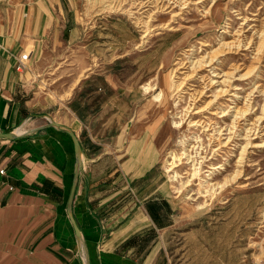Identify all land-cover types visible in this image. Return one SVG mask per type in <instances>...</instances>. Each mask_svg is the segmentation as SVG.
Returning <instances> with one entry per match:
<instances>
[{"label": "rangeland", "instance_id": "1", "mask_svg": "<svg viewBox=\"0 0 264 264\" xmlns=\"http://www.w3.org/2000/svg\"><path fill=\"white\" fill-rule=\"evenodd\" d=\"M2 1L24 5L31 0ZM177 1L57 0L53 3L55 12L60 9L48 37L51 62L43 87L54 93L78 88V96L83 93L91 97L93 119L90 123L85 120L79 132L82 137L84 133L93 137L100 150L114 151L115 168L128 159L129 153L138 154L136 159L144 161L147 148H154L156 156L150 158L155 163L153 183L163 184L162 192L174 200L177 210L173 263L180 264L185 256H192L186 253L188 245L194 246V252L196 247H206L216 254L221 241L218 210L231 206L241 210L242 221H252V236L242 241L243 251L248 253L246 261L264 264V0H188L187 7ZM224 40H234L235 48L220 54L223 67L232 70L240 64L239 77L244 76L235 81L239 84L238 98L234 101L226 95L220 101L224 109L234 106L233 110L244 112L239 117L237 140L216 151L220 141L228 139L233 116L215 117L209 113L211 109L204 113L214 119L213 126L223 128L222 137L227 138L200 127L189 129L190 122L199 118L192 112L205 106L212 96L209 92L202 100L195 97L203 79L200 75L195 78L182 62L190 56L191 47H195L193 57L198 58ZM78 63L81 68L75 73ZM248 106L252 109L245 112ZM249 127L255 133L247 145L244 136ZM59 133L51 128L44 135L55 137ZM184 148L189 149L196 166L202 156L203 162L207 160L205 169L223 164V168L213 169L214 184L208 191L201 185L206 173L201 169L194 176V161L183 155ZM172 153L182 155L175 168L180 173L178 179L173 178ZM104 166L105 161H101L98 170ZM114 176V187L126 184L122 175ZM123 195L115 194L114 199ZM92 197L106 196L98 191ZM115 209L121 214V209ZM116 220L103 231L101 247L105 249L120 232L115 228L120 226ZM192 227L196 238L191 236ZM200 255L193 254V258Z\"/></svg>", "mask_w": 264, "mask_h": 264}, {"label": "crops", "instance_id": "2", "mask_svg": "<svg viewBox=\"0 0 264 264\" xmlns=\"http://www.w3.org/2000/svg\"><path fill=\"white\" fill-rule=\"evenodd\" d=\"M56 2H0V131L28 129L49 117L75 130L84 148V163L74 214L87 238L92 264H175L172 240L177 210L174 200L162 192L163 184L153 183L154 148H147L144 161L129 153L115 168L114 151L100 150L93 137L79 132L85 120L93 119L91 97L78 96V88L54 93L43 87L51 62L48 37L60 9L55 12ZM24 52L30 53V60L19 70L17 59ZM80 68L78 63L75 73ZM50 129L30 137L0 139V264H85L66 209L67 184L75 164L73 141L57 128L53 129L59 134L46 137ZM101 161L105 166L98 170ZM115 174L122 175L126 184L114 187ZM98 191L106 197L93 199ZM120 192L124 195L115 200ZM116 207L121 214L115 213ZM240 214L237 207L219 209L216 221L221 241L216 254L206 247H196L194 252V246L188 245L186 253L192 256H185L180 264H249L242 241L252 236V221H242ZM115 220L120 232L105 249L101 247L103 231ZM191 229L196 238L195 227Z\"/></svg>", "mask_w": 264, "mask_h": 264}, {"label": "bare ground", "instance_id": "3", "mask_svg": "<svg viewBox=\"0 0 264 264\" xmlns=\"http://www.w3.org/2000/svg\"><path fill=\"white\" fill-rule=\"evenodd\" d=\"M178 4H181L183 7H187L189 4L188 0H179L177 1ZM224 32V30L222 31ZM250 43V42H249ZM195 47H191V54L188 57V59L184 62H182L183 67H189L191 69V73H194L195 78L199 75L201 79H203V87L201 90L196 91L195 97L199 100H202V98L205 96H208L209 92H211L212 98L207 102V104L203 107L196 108L195 111L192 112L191 107L188 111L192 112L193 116L198 115L199 118H195L190 122L189 129L192 130L193 128L203 129V131H212V135L218 133L221 138H227V137H222L224 134L223 128H217L216 126H213L212 122V117L204 116V113H206L207 110L211 109L212 116L214 115L215 117H227L229 115L233 116L232 117V124L230 126V131L228 133V139L225 142L220 141L219 147L215 149L216 151H222L225 146L230 144L232 141L237 140V135L239 136L238 132V123H239V117H242L241 114H243L242 110L239 111L233 110L232 107L230 106L227 109L223 108L222 100L224 96L230 95L233 97L234 101L235 99L238 98L239 96V84L236 83L235 81L240 80L241 77L244 75L241 74L239 77V71H240V64H236L232 70H225L223 67V58L220 56L221 53L229 51L233 48H235V41L234 40H224L220 42V45L213 49L211 52L209 51L208 53L201 55L200 57L196 58L193 57L195 54ZM207 50V48H206ZM208 71L207 75L205 76L203 71ZM194 78V77H193ZM196 81V79H195ZM238 82V81H237ZM157 96V95H156ZM159 97V96H158ZM216 104H219L217 107L215 106ZM252 108L247 107L245 112L250 111ZM242 112V113H241ZM262 118V117H261ZM223 119V118H222ZM214 120V119H213ZM253 127V126H251ZM228 129V128H227ZM25 129H19V131H23ZM255 133L253 128H247L246 134L244 136L245 139H247V145L251 143L252 141V136ZM185 141L180 140V144L182 146H185ZM245 145V146H247ZM256 145V144H255ZM195 146L193 145V148ZM185 151L183 155L188 160H193L194 161V171L193 174L194 176L197 175L199 170H203V173L205 176V179L201 182V185L204 187V191H208L210 187L213 186V182H211L216 168H223V164L218 165L216 167H209V169L204 168V164L207 160L203 162V159H205V156H202L201 162L198 163V166H196L197 162L193 158V155L191 156L189 154V149L184 148ZM172 162H171V169L174 171L173 173V178L178 179L180 176V173L175 169L178 167V164L180 161H182V155H176L175 153H172ZM205 169V170H204ZM234 177H237V174L234 175ZM190 183V182H188ZM220 184V183H218ZM220 190V189H219Z\"/></svg>", "mask_w": 264, "mask_h": 264}, {"label": "water", "instance_id": "4", "mask_svg": "<svg viewBox=\"0 0 264 264\" xmlns=\"http://www.w3.org/2000/svg\"><path fill=\"white\" fill-rule=\"evenodd\" d=\"M48 128H57L64 131L65 133L70 135L73 141L75 164H74L72 183L67 197L66 209L70 221L73 225L79 250L82 253L84 263L92 264L87 238L74 214V202L77 194V188L79 184L82 166L84 163V148L75 130L71 126L66 125L60 121H57L49 117L48 122L35 127L25 129L23 131H19L18 128L10 131H0V139H18L23 137H30Z\"/></svg>", "mask_w": 264, "mask_h": 264}, {"label": "built area", "instance_id": "5", "mask_svg": "<svg viewBox=\"0 0 264 264\" xmlns=\"http://www.w3.org/2000/svg\"><path fill=\"white\" fill-rule=\"evenodd\" d=\"M30 60V53L24 52L21 53L17 59V69L22 70L25 69ZM1 172H4V169H1Z\"/></svg>", "mask_w": 264, "mask_h": 264}]
</instances>
